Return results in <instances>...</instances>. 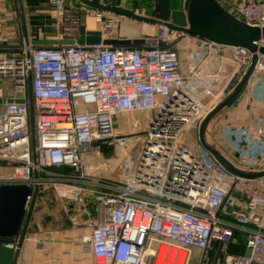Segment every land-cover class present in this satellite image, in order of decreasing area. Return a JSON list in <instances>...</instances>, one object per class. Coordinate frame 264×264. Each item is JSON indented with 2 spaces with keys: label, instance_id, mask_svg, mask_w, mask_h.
Instances as JSON below:
<instances>
[{
  "label": "built area",
  "instance_id": "2783aa9c",
  "mask_svg": "<svg viewBox=\"0 0 264 264\" xmlns=\"http://www.w3.org/2000/svg\"><path fill=\"white\" fill-rule=\"evenodd\" d=\"M49 4L58 40L73 44L0 51V186L38 193L51 186L58 200L74 204V230L85 231L80 251L91 254L85 264H191L195 248L206 264L213 244L231 243L237 234L248 254H228L219 264H264V176L231 173L199 137L254 53L160 25L149 38L163 44H105L114 38L102 32L101 43L80 45L83 15L101 22L103 10L72 0ZM228 11L264 27V0ZM114 14L108 32L123 17ZM188 36L196 46H189L184 70L170 43ZM258 55L251 78L264 85V55ZM140 112L154 114L141 134L117 131L119 115ZM228 128L234 145L226 159L243 173L264 172V107H252L247 123L231 120ZM102 144L123 155L100 175L87 161Z\"/></svg>",
  "mask_w": 264,
  "mask_h": 264
},
{
  "label": "water",
  "instance_id": "95a60500",
  "mask_svg": "<svg viewBox=\"0 0 264 264\" xmlns=\"http://www.w3.org/2000/svg\"><path fill=\"white\" fill-rule=\"evenodd\" d=\"M19 1L22 17V26L27 45L56 46L73 44L70 39L45 40L38 39L30 42L28 37L27 23L23 0ZM92 8L109 11L130 17L140 22L153 25L167 26L172 30L185 33L190 36L200 37L209 42L227 47H240L254 53L251 66L247 69L238 83L235 91L224 99L204 120L200 127L199 137L201 145L208 150L226 169L231 173L249 178L264 176L259 174H247L236 169L224 155L206 143V128L210 121L222 110L231 105L243 92L255 68L259 55H264V27H253L236 18L218 0H189L186 11L171 10L170 0H158L156 16L146 17L132 12L97 5L90 0H78ZM102 41V32L89 30L86 25L80 27V37L77 41L80 45H95ZM105 44L112 45H144L163 44L154 38L136 39H105ZM31 110L33 97L30 98ZM38 188L26 185H2L0 186V264H15L23 246L28 229L30 217L38 196ZM31 198V200H29Z\"/></svg>",
  "mask_w": 264,
  "mask_h": 264
},
{
  "label": "rangeland",
  "instance_id": "374dc122",
  "mask_svg": "<svg viewBox=\"0 0 264 264\" xmlns=\"http://www.w3.org/2000/svg\"><path fill=\"white\" fill-rule=\"evenodd\" d=\"M30 4H32L33 7L38 6V12L34 9L25 10L27 26L30 22L32 26V35H37V33H40L38 31L39 29H42L41 31L44 32L43 27L45 24L50 22L51 18H53L51 14L52 10L49 8L47 0H31ZM154 5V7L157 8L156 3H154ZM186 10L187 8L182 11ZM146 14L152 17L156 16L154 15V12H146ZM101 15V22L97 21L96 15L94 17H86L83 15L84 22L87 21L88 26H90V28H94L89 30L106 32L109 36H115L116 38L127 37L131 40L138 35L142 36V38L153 36L157 31V27L153 26V24L140 22L130 17L123 16L120 24L114 27V32H108L105 26H107V24H109L108 21L115 18L116 15L108 11H103ZM14 28L17 30L16 32L18 38H20L22 34V25L18 0H0V51L9 53L18 51L21 48V46H10L8 44L10 43V39L12 37L10 33L14 30ZM186 38L187 37L176 39L172 37L171 39L173 41L170 43V46L178 48L182 52H186L187 48L185 49V46H187L186 43H188ZM184 40H186V43ZM239 82V79H236L229 86L227 95L224 99L235 91ZM252 85L253 82L252 84L250 83V87L248 86L249 88H246V86L240 96L231 105H229L228 108L220 111L210 121L206 128L205 137L209 144L214 146L215 149L220 152H224L225 154L226 152H229L228 154L230 157L233 156L232 146L234 145V132L228 128V123L226 122L227 116L229 112H235L239 105L248 98ZM143 114H147V112L122 114L115 119V128L121 134H141L150 121V119L146 120ZM122 155L123 151L119 147L115 145L102 144L100 152L90 155L89 161L94 163L97 174L100 172H104L101 174H106V171L101 167H105L106 165L111 167V169L116 168ZM117 170L119 169L117 168ZM40 196H42V199L38 200L39 202H37L34 207L35 213L32 215L28 231L30 230L32 233H39L45 230L56 229L57 227L65 226L67 223L72 222L67 216L68 214L65 211L64 205L55 195L53 187L46 186L45 188H42Z\"/></svg>",
  "mask_w": 264,
  "mask_h": 264
},
{
  "label": "crops",
  "instance_id": "0c3cea01",
  "mask_svg": "<svg viewBox=\"0 0 264 264\" xmlns=\"http://www.w3.org/2000/svg\"><path fill=\"white\" fill-rule=\"evenodd\" d=\"M47 1H48L49 8L52 10L51 14L53 18H51L50 22L45 24V26L43 27L44 32L41 31L42 29H39L38 31L40 33L39 34L37 33V35H32L31 33L32 26L30 22L28 23L27 30H28V37H29L30 42L38 40V39H45V40L58 39V34L53 27V23L55 21L54 12H53L52 7L49 4V0ZM95 1L102 2L103 4H106L107 6L112 7V8H119V9H125V10H134V9L147 10V13L154 12V15H156V7H154L155 6L154 3H156L157 5V2H158V0H95ZM218 1L226 9L232 10L236 4L246 1V0H218ZM30 2L31 0H23L24 11L34 9L36 12H38L37 11L38 6L33 7L32 4H30ZM188 3H189V0H170V7L172 11L174 10L182 11L188 7ZM20 16H21V12H20ZM25 17H26V11H25ZM26 23H27V19H26ZM84 23L88 29H94L88 26L87 21ZM21 25H22V17H21ZM153 26L157 27V25H153ZM16 31L17 30L14 28V30L10 33L12 37L10 39L11 40L10 43L8 44L10 46L11 45H15V46L27 45L23 26H22V34L20 38H18ZM112 37L115 39H129L127 37H122V38H116L115 36H112ZM136 38H142V36L138 35V36H135L133 39H136ZM148 38L149 37H145V39H148ZM186 39L188 40V43H186V40H184L185 43L187 44V46H185V49L187 48L186 52H182L180 51V49L176 48L180 53L184 70L188 66L187 58H188L189 46L191 45L194 47L196 46L194 37L188 36ZM229 69L231 70L232 68L229 67ZM252 82H253V85L249 91L248 98L239 105L238 109L235 112H232V111L231 113L229 112L227 116V120H226L227 123L230 122L231 120L234 121L236 119H240L242 121L244 120V123H247L251 117L252 107H255V106L264 107V85H262L260 81H257L256 78H251L248 84L246 85L247 86L246 88H249L250 83L252 84ZM143 115L147 120V119H151L154 114L147 112V114H143ZM205 140H206V137H205ZM206 143L209 144L207 140H206ZM221 153L224 155V157L229 156L228 154L229 152H226V154L224 152H221ZM87 163L94 165V163L89 161V159ZM101 173H104V172H100L99 174L101 175ZM40 199H42V196H40V193H38L35 205L37 204V202H39L38 200ZM61 203L64 205L65 211L68 214L67 216L71 219L72 222L67 223L65 226L57 227L56 229L45 230L39 233H32V231L30 230L28 231L27 229L23 246L20 250L18 260L15 264H85L84 258L86 259L88 257H91V254L89 253L84 254L83 252L80 251L82 249L81 248L82 243L78 239V235L79 234L83 235V232L85 231H82V233H78L76 230H74L73 218L76 215L77 207L72 203L70 204L63 203L62 201ZM34 213L35 212L33 208L30 221ZM28 228H29V225H28ZM236 237L237 238L233 242L228 243V244H223V243L213 244L211 249L207 253L208 257H207L206 264H219L225 259L226 255L228 254L229 255L230 254L231 255L248 254V250H247V247L245 246V240L243 236L240 234H237ZM202 258H203V252L195 248L191 264H201Z\"/></svg>",
  "mask_w": 264,
  "mask_h": 264
},
{
  "label": "trees",
  "instance_id": "16d2710c",
  "mask_svg": "<svg viewBox=\"0 0 264 264\" xmlns=\"http://www.w3.org/2000/svg\"><path fill=\"white\" fill-rule=\"evenodd\" d=\"M76 4H80V2H78L77 0H74ZM92 3H95L97 5H99V2H96L95 0H90ZM109 7V6H108ZM207 263V262H206Z\"/></svg>",
  "mask_w": 264,
  "mask_h": 264
},
{
  "label": "bare ground",
  "instance_id": "6f19581e",
  "mask_svg": "<svg viewBox=\"0 0 264 264\" xmlns=\"http://www.w3.org/2000/svg\"><path fill=\"white\" fill-rule=\"evenodd\" d=\"M163 256H164V252H163V254L161 255V257L163 258ZM158 264H161V263L159 262Z\"/></svg>",
  "mask_w": 264,
  "mask_h": 264
}]
</instances>
